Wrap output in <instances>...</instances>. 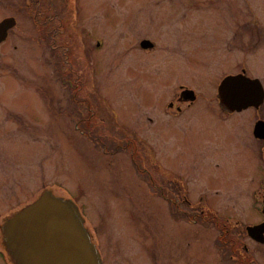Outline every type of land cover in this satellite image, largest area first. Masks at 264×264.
<instances>
[{
    "label": "rangeland",
    "instance_id": "1",
    "mask_svg": "<svg viewBox=\"0 0 264 264\" xmlns=\"http://www.w3.org/2000/svg\"><path fill=\"white\" fill-rule=\"evenodd\" d=\"M233 17L262 38L235 65L209 54ZM8 18L0 224L48 190L78 208L104 264L168 251L173 264H217L218 232L198 212L247 220L249 197L231 191L244 176L231 134L238 124L249 140L244 130L264 118V104L221 115L217 86L246 62L264 89V0H0V22ZM180 89L197 98L182 115L168 106ZM86 94L90 106L77 111Z\"/></svg>",
    "mask_w": 264,
    "mask_h": 264
},
{
    "label": "flooded vegetation",
    "instance_id": "2",
    "mask_svg": "<svg viewBox=\"0 0 264 264\" xmlns=\"http://www.w3.org/2000/svg\"><path fill=\"white\" fill-rule=\"evenodd\" d=\"M233 23L236 27H225L218 35H216L219 39L211 43L213 49L209 53L210 56L216 58L223 57L225 62H228V59L231 58L233 59V61H230L232 64L239 61V55H235L234 57L235 53L240 52L243 55V59H246L248 56L253 57L255 52L251 53L249 51L257 49L258 46L255 45V42L257 44H261L262 42L259 30L255 33L240 32L237 27V19L234 17ZM262 44H264V42ZM139 47L148 52L154 48V45L151 41L145 38L139 41ZM241 65V69H236L234 73L224 75L221 82L227 77L239 75H243L249 79H258L254 77L250 78L248 76L247 68H245L246 62H242ZM86 96L87 98L82 99L81 102H76L77 111L79 106H90L88 99L90 96L88 94H86ZM196 99L194 93L180 89L175 95L174 102L169 103L168 106L174 110L176 114L182 115L187 109L192 108ZM263 104L264 100L262 102V105ZM261 106L233 113H228L221 107L219 108L223 113H221V115L235 116L244 112L257 114L261 111ZM259 123L262 125H258ZM236 126L237 131H234V133L231 134L236 140L232 143V147L235 148L237 157L243 159L240 168L243 170L242 173L244 176L242 174V177L237 176L239 182L232 185L231 191L233 194L244 192L238 195L245 194L249 197L247 200V216L245 217L247 220H241L239 217L237 218L235 216H223L220 213L208 210L206 206L201 207L200 209L198 208V216L205 221L210 220L209 222L213 223V226L218 232L216 240L209 242L214 246V261L216 260L217 264H264V118L262 119L259 117L257 120L253 121L246 130H244L245 133L247 132L249 140L240 139L239 125L236 124ZM239 139L241 141H238ZM22 187L24 188L23 191H26V187ZM183 202H186L189 209L192 207L191 204L187 203L186 199H183ZM27 205L28 204L26 203L21 205V207L14 210L12 214L4 217V221L0 224V264H14L5 251L2 228L10 217ZM173 206L174 208H178V205H172V207ZM185 215L187 217L188 214L185 213ZM248 229H253V231L248 233ZM90 241L99 252L101 264L107 262L106 258L109 259V254L107 252L104 253V255L100 253L99 248L91 235ZM112 259L113 257L111 256L110 260ZM175 259L174 253L168 251L166 254L147 256L146 258H143L141 264H173L176 262ZM121 260L122 264L135 263V261L133 262L122 255Z\"/></svg>",
    "mask_w": 264,
    "mask_h": 264
},
{
    "label": "water",
    "instance_id": "3",
    "mask_svg": "<svg viewBox=\"0 0 264 264\" xmlns=\"http://www.w3.org/2000/svg\"><path fill=\"white\" fill-rule=\"evenodd\" d=\"M15 25L13 18L0 22V44ZM218 99L225 111L240 112L260 107L264 91L258 80L227 77L218 88ZM83 223L71 201L44 192L3 226L6 252L15 264H100Z\"/></svg>",
    "mask_w": 264,
    "mask_h": 264
}]
</instances>
